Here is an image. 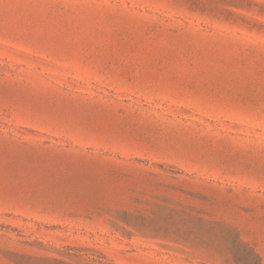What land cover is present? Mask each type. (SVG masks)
I'll list each match as a JSON object with an SVG mask.
<instances>
[{"label":"rangeland","instance_id":"obj_1","mask_svg":"<svg viewBox=\"0 0 264 264\" xmlns=\"http://www.w3.org/2000/svg\"><path fill=\"white\" fill-rule=\"evenodd\" d=\"M0 264H264V0H0Z\"/></svg>","mask_w":264,"mask_h":264}]
</instances>
